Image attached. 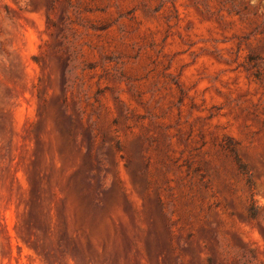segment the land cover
Returning a JSON list of instances; mask_svg holds the SVG:
<instances>
[{
    "label": "rangeland",
    "instance_id": "rangeland-1",
    "mask_svg": "<svg viewBox=\"0 0 264 264\" xmlns=\"http://www.w3.org/2000/svg\"><path fill=\"white\" fill-rule=\"evenodd\" d=\"M0 264H264V0H0Z\"/></svg>",
    "mask_w": 264,
    "mask_h": 264
}]
</instances>
